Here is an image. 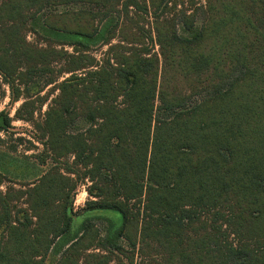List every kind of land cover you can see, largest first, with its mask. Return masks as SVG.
Wrapping results in <instances>:
<instances>
[{
  "label": "trees",
  "instance_id": "1",
  "mask_svg": "<svg viewBox=\"0 0 264 264\" xmlns=\"http://www.w3.org/2000/svg\"><path fill=\"white\" fill-rule=\"evenodd\" d=\"M200 1L0 0V76L48 166L0 173V264L59 239L55 264H264V0ZM40 14L75 39L29 42Z\"/></svg>",
  "mask_w": 264,
  "mask_h": 264
},
{
  "label": "rangeland",
  "instance_id": "2",
  "mask_svg": "<svg viewBox=\"0 0 264 264\" xmlns=\"http://www.w3.org/2000/svg\"><path fill=\"white\" fill-rule=\"evenodd\" d=\"M205 0H201L203 3ZM62 11L66 10L65 7L60 6L57 9H53L52 11ZM43 14H40L37 18L36 25H33L35 28L31 30L28 34V41L34 44H42L43 41L39 37L40 34L42 37L53 38L57 41H69L74 40V36L70 35H60L56 36V34L45 28L42 24ZM109 20L103 24L101 27V33L99 36L95 37L88 42L91 44L93 49L98 48L102 38L105 36V28L109 24ZM99 52V51H98ZM99 55V53H98ZM42 86L41 79H34L30 83V96L31 101H37L38 95L44 96L49 88L43 90V92H38V89H41ZM42 90V89H41ZM0 113L4 112L12 119V128L8 133L0 132V137L4 141L0 145V173L8 177V180H14L20 183L33 182L44 173L47 172L48 166L42 165L35 158L37 153H41L43 151V146L36 140L35 132L33 131V127L30 123L24 122L22 120H18L16 118L17 110L21 107V104L25 101L24 99L19 100L18 102H13L11 98L10 89L7 85L3 83V80L0 76ZM31 109H24L22 115H26L27 112ZM47 110V105L42 108V113ZM35 116H38V111H36ZM79 127H84L83 122L78 123ZM37 147V149L35 148ZM88 185H80L77 190V194L73 200V208L75 213H80L81 210L85 207L87 200L89 199V195L86 191ZM16 188H20L19 185H16ZM97 227L101 232L103 237L112 236L115 230L114 227L110 225L105 219L96 220ZM63 248V240L59 239L55 242V245L52 249L50 256L47 259V264H55L57 260H59L60 250ZM138 259L135 258L133 263L130 261H125L126 264H137Z\"/></svg>",
  "mask_w": 264,
  "mask_h": 264
}]
</instances>
